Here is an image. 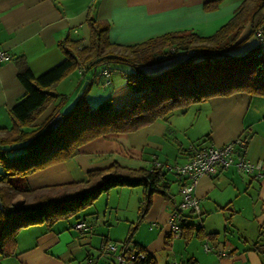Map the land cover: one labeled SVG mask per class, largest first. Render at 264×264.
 Instances as JSON below:
<instances>
[{
	"label": "crops",
	"instance_id": "crops-1",
	"mask_svg": "<svg viewBox=\"0 0 264 264\" xmlns=\"http://www.w3.org/2000/svg\"><path fill=\"white\" fill-rule=\"evenodd\" d=\"M241 1L0 0V50L10 54L0 62V126H11L10 109L25 93L18 79V58L22 57L34 74L50 68L63 58L58 42L66 35L87 43L88 13L110 24L113 42L130 44L173 30L209 35L233 15ZM248 32L249 27L242 36ZM255 43L252 35L232 52L241 54ZM184 56L177 53L142 69L157 74ZM75 71L69 75L76 80L72 93L89 74ZM65 95L66 105L70 100ZM206 103L209 122L200 124L194 134L193 123L183 129L179 122H168L169 114L135 131L96 137L81 145L72 158L31 173L25 181L37 188L83 180L88 170L113 162L132 168L161 162L165 167L185 161L193 146H219L243 137L245 157L261 161V172L247 174L229 167L200 177L194 188L200 216L195 217L191 209L181 213L191 222H200L206 233H216L215 239L193 236L186 240L171 232L170 213L183 194L180 180L169 170L165 174L169 197L153 193L140 221L142 186L113 187L77 214L86 222L83 231L75 228V216L60 219L50 228L45 224L24 227L16 234L14 254L0 257V264H78L88 256H93L96 264H113L109 256H95L99 252L95 247L109 239L121 242L131 232L130 244L143 246L156 264H188L189 258L197 264H264V97L240 91L210 97ZM180 131L186 140L176 136Z\"/></svg>",
	"mask_w": 264,
	"mask_h": 264
},
{
	"label": "trees",
	"instance_id": "trees-1",
	"mask_svg": "<svg viewBox=\"0 0 264 264\" xmlns=\"http://www.w3.org/2000/svg\"><path fill=\"white\" fill-rule=\"evenodd\" d=\"M86 22L87 43L66 35L58 42L62 60L45 71L34 74L26 61L18 58V79L25 93L10 109L11 126H0V257L14 254L20 229L35 224L50 228L56 221L71 216L78 219L76 224L84 220L77 214L113 187L142 186L138 221L147 211L153 193L169 197L165 176L169 168L161 162L138 168L113 162L88 170L83 180L37 188L13 179H25L31 173L72 158L81 145L96 137L135 131L176 109L213 96L241 91L264 97V37L260 39L255 34L261 28L264 36V0H242L233 15L209 35L173 30L138 42L117 44L110 39V24L106 20L88 13ZM247 27L249 32L242 36ZM252 35L256 37L252 47L241 54L232 52ZM177 53L184 54V58L157 74L142 69ZM110 63L133 68L126 78L138 95L119 107L114 106L111 97H106L83 110L82 97L96 78L103 77L104 81V69L111 73L110 68L104 67ZM75 70L80 75L89 74L79 84L74 103L66 108L67 95L56 92L55 85ZM199 148L202 147H192ZM19 194L31 199L14 203L13 198ZM179 224L180 236L186 240L193 236L213 240L217 236L214 232L206 233L200 222H191L184 215ZM131 236L132 232L121 242L130 244ZM130 245L142 253L133 258V264H156L155 257L143 246ZM186 263L197 264L194 258Z\"/></svg>",
	"mask_w": 264,
	"mask_h": 264
},
{
	"label": "built area",
	"instance_id": "built-area-1",
	"mask_svg": "<svg viewBox=\"0 0 264 264\" xmlns=\"http://www.w3.org/2000/svg\"><path fill=\"white\" fill-rule=\"evenodd\" d=\"M260 39H263L262 29L259 28L255 33ZM10 54L5 50H0V62L8 59ZM81 72V69H79ZM104 76L103 85L110 83V70L102 71ZM246 139L237 137L223 145H207L199 149H192L190 155L185 161L168 164L166 167L173 171L181 182L182 200L174 207L170 213L171 232L176 235L181 234L179 219L181 213L191 209L196 216L200 215L198 199L194 194V188L197 180L202 176H211L219 170L234 167L237 171L247 174H259L262 170L261 161H252L245 157L242 151L245 149ZM86 227L85 220H80L75 224V228L83 231ZM205 250L209 248L205 245ZM102 255L109 256L113 264H133V258L139 254L137 250L128 243L109 242L106 240L100 246ZM78 264H96L93 256H88L84 261Z\"/></svg>",
	"mask_w": 264,
	"mask_h": 264
},
{
	"label": "rangeland",
	"instance_id": "rangeland-1",
	"mask_svg": "<svg viewBox=\"0 0 264 264\" xmlns=\"http://www.w3.org/2000/svg\"><path fill=\"white\" fill-rule=\"evenodd\" d=\"M104 67H108L111 69V73H110L111 82L108 85H103L102 84L103 77H102V80L100 78L99 79L96 78L91 88L82 97L83 99L81 100L80 105L83 110H86V111L89 110L90 107H94L99 101L105 99L106 97H111L113 100L114 106L119 107L123 105L124 103L135 98L139 93V92H134L127 83L126 76L129 75L131 71H133V68L131 66L126 65V64H120V63H110L109 65H106ZM75 74H78L77 70L75 71ZM75 74L74 76H77ZM75 86H76V80H74L72 76L66 77L65 79H63L62 81L58 82L55 85L56 92L61 93L59 91H62L64 92V94L66 93L69 95L68 100H70V102H68L65 105L66 108H68L72 103H74L75 99L77 98L78 91H76L75 93H72V90L75 88ZM82 86L83 85H81V89L79 90V92H81L83 88ZM181 109H185V108H181ZM181 109H176L173 112H171L167 120L168 122H172L173 124H176L177 122H179L180 124L179 127H182L183 129L187 127L186 125L193 123L195 130L193 129L191 134H194V132L196 131V128L200 126V124L204 125L206 124V122H209L207 118L209 107L206 101H200V102L193 103L189 105L188 107H186L185 113L179 114L178 112H180ZM9 123L10 124L8 125H11L12 122H9ZM183 131H180L181 133L177 132L178 134H176V136L179 137L181 140H184V138L186 140V137H185V134H183ZM173 136H170L167 139V141L170 140V138ZM21 180L23 181V183H26L25 181L26 179H21V178L13 179V181H17V183L21 182ZM30 199H31V196L29 195L19 194L13 198V202L19 203L21 201H28ZM98 226L101 227L100 223L98 224ZM108 241L114 242V243L119 242V241H113L111 239H109ZM100 246L95 247V250L99 251L95 256H98L101 253Z\"/></svg>",
	"mask_w": 264,
	"mask_h": 264
}]
</instances>
